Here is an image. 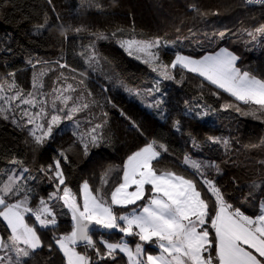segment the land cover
<instances>
[{"label":"trees","instance_id":"obj_1","mask_svg":"<svg viewBox=\"0 0 264 264\" xmlns=\"http://www.w3.org/2000/svg\"><path fill=\"white\" fill-rule=\"evenodd\" d=\"M99 3L103 5L102 9L88 7L83 0H52L51 5L47 0H0V84L6 89L0 92V97L12 96L15 90L28 96L34 89L36 72L43 67H49L43 87L50 92L58 82H65L61 81L64 76L61 78L58 74L59 69H63L73 82L75 93L85 97L93 113L88 116L92 117L90 119L83 117L86 112L78 113L80 122L83 126L87 120L95 123L97 117H103L102 113L106 112L104 133L109 141L100 148H91L85 156L73 135L75 131L65 120L59 127H54L52 137L34 151L29 134L31 125L25 127L26 118H21L26 105L17 100L10 106L0 100V107L8 109L0 114V187L9 174L19 171L11 161L22 160L28 169L22 175L27 179H19L18 184L31 190L28 192L32 197L31 206L37 205L40 197L47 200L48 194L56 189L49 179L51 174L46 175L41 169L51 164L59 152L66 151L68 161H62L66 183L79 198V188L84 180L97 185L107 168L121 165L132 151L156 140L168 149L162 153L159 167L191 176L192 170L183 164L185 155L217 163L221 169L219 173L214 169L206 171L224 193L225 201L247 215L258 214L264 196L259 191L250 196L249 189L253 181L259 183L264 179V165L260 163L264 161V144H261L264 118L256 119L231 108H222L225 102H240L187 70L170 69L176 79H162L143 63V54L133 52L129 55L120 42L159 38L160 60L165 64L170 63L177 52L200 57L220 47H228L240 56L238 67L264 77V37L251 45L247 35L248 31L264 23V6L246 4L245 0H99ZM192 5L208 15H199ZM45 15L49 26L38 29ZM76 28L81 31L74 32ZM65 29L68 39L62 35ZM219 32L226 33L223 39L216 35ZM97 33L108 38L94 39ZM93 52L98 67L88 66V55ZM137 55H141V59H137ZM181 76L183 82L177 83ZM156 81H159L160 92L148 96V90L156 87ZM9 83L15 85V90L8 88ZM201 83L205 84L203 90ZM214 91L221 93L219 98L211 94ZM136 92L143 94L147 104H142L139 96H132ZM161 96L163 112L148 107V101L153 104ZM197 105H209L210 115L199 119L186 114L188 108ZM241 107L251 110L252 106L241 104ZM4 115L8 118H3ZM177 119L181 121L180 132L173 127ZM209 136L227 140L228 147L208 141ZM192 178L197 180L198 187H202L198 176ZM50 204L55 206L57 225L37 227L45 247L36 250L38 254L29 258V264H66L58 246L49 250L46 245L54 243V236L70 231L71 213L62 201H50ZM132 207L114 210L123 213ZM25 218L30 224L35 220L34 217ZM9 231L6 222L0 218L1 236H6ZM90 231L96 241L126 240L132 246L139 242L134 236L125 237L118 231H105L98 226H93ZM77 248L92 255V250H86L84 244ZM144 250L146 253L158 251L155 245L149 244H145ZM0 254L5 255L3 251ZM98 264H127V259L117 251L115 261H99Z\"/></svg>","mask_w":264,"mask_h":264},{"label":"snow or ice","instance_id":"obj_2","mask_svg":"<svg viewBox=\"0 0 264 264\" xmlns=\"http://www.w3.org/2000/svg\"><path fill=\"white\" fill-rule=\"evenodd\" d=\"M47 3L51 5L52 0H47ZM83 3L88 7L103 8L99 0H83ZM245 3L264 5V0H245ZM192 8L201 16L208 15L207 12H200L196 5H192ZM57 21L59 22L58 15ZM48 26V18L45 15L43 23L37 27L47 29ZM73 31L78 33L81 29L76 28ZM258 34L259 37H264V23L247 32L251 41H257ZM62 35L68 39L67 29ZM111 35L114 36L115 33ZM216 35L223 39L226 33L219 32ZM107 38L102 33L94 34V39ZM120 44L129 55H133V49L143 54V63L148 64L162 79H176L170 69L179 67L180 70H187L203 78L208 85L229 94L236 102H240H225L221 105L222 108H231L244 116L256 119L264 118V77H258L251 71L238 67L240 56L228 47H220L219 50L200 57L177 52L175 58L165 64L160 60L159 38L150 41L128 40ZM136 58L141 59V55ZM87 63L89 67H98L94 52L88 55ZM183 79L181 76L176 82L182 83ZM204 87L205 84L201 83L200 88L203 90ZM8 88L15 90V85L9 83ZM5 90V85L0 84V92ZM68 90L76 91L72 84H67L66 88H53L50 108L47 100L38 101L31 94L25 97L19 90H15L12 96L0 97V100L10 106L12 101L17 100L31 108L39 106L38 111L34 113L29 110H23L21 113V118H26L24 126H33L29 129V134L33 139L34 151L42 147L46 139L52 137L54 127H59L65 120L73 122L77 130L81 129L77 113L89 109L90 105L84 97L64 95ZM157 92H160L159 81H156L155 88L148 90L147 95L154 96ZM134 94L140 96L139 92ZM211 94L217 98L221 95L219 91ZM163 102L161 96L148 107H156L163 112L160 108ZM241 104L252 106L251 110H245ZM209 109V105H197L195 108H188L186 114L203 119L210 115ZM7 111L8 109L0 107V114ZM102 115L106 117L107 113ZM3 118L7 119L8 116L4 115ZM13 123L16 121L13 120ZM106 123V120L101 123L87 120L84 130L73 132L85 156L91 148L108 144L104 133ZM173 127L180 132L181 121L175 120ZM207 140L216 144L223 143L226 148L229 144L220 137L209 136ZM193 143L195 144V141ZM261 144H264V141H261ZM167 151V147L156 140L146 143L128 154L121 165L107 168L99 177L97 185L84 180L79 188V198L66 183L62 161L67 162L68 155L66 151H61L51 164L41 169L46 175L51 174L49 179L54 183L56 190L48 194L47 200L40 197L35 206H31L32 197L28 194L31 190L18 184L19 179H27L22 175L28 171L24 167V161H11L19 171L9 174L6 182L0 187V218L6 222V229L10 230L6 236H0V251L5 253L0 256V264H29V258L38 254L36 250L45 247L37 233V227L57 225L55 206L50 204V201H62L63 206L71 213L73 223L70 231L54 236V243L46 245L49 250L58 246L66 264L115 261L117 251L126 255L128 264H264V200L260 202L258 214H245L239 207L225 201L220 187L214 179L208 177L206 170L214 169L219 173V164L185 155L183 164L192 170L191 176H185L172 168L159 167L162 153ZM260 163L264 165V161ZM192 176L199 177L202 187H198L197 180ZM256 191L264 196V179L259 183L252 182L249 195ZM129 206L134 207L127 212L118 213L114 210L128 209ZM26 216H29V219L34 217V222L30 224ZM93 226L108 231L118 230L125 237L138 238L139 242H136L133 248L126 240L114 243L93 240L90 231ZM81 242L86 250H92V255L87 251H77ZM145 244L155 245L158 249L156 254L146 253Z\"/></svg>","mask_w":264,"mask_h":264},{"label":"rangeland","instance_id":"obj_3","mask_svg":"<svg viewBox=\"0 0 264 264\" xmlns=\"http://www.w3.org/2000/svg\"><path fill=\"white\" fill-rule=\"evenodd\" d=\"M253 31V30H252ZM261 39H262V37H259V34H258V40L257 41H251V37H249V44H251V45H253V44H257L259 41H261ZM136 41H141V40H136ZM133 52H135V50L133 49ZM135 53H137V52H135ZM138 54H140V53H138ZM49 71V67H43L42 69H40L38 72H36V79H35V85H34V89L31 91V95H33V96H35V98L38 100V101H42V100H47L48 101V107L50 108V106H51V99H52V91H50V92H48V91H45L44 90V76L46 75V73ZM59 76L62 78L63 76V78H64V80H62L61 78V81H65L64 83H60V82H58L57 83V86L55 87L56 89H61V88H66V86H67V84H72L73 85V82L71 81V80H69V78H68V74L63 70V69H59ZM42 85V86H41ZM74 87V86H73ZM153 89V88H152ZM64 95H72L74 98H76V97H78V96H80V97H83V96H81V95H77L75 92H72L71 90H68V91H65L64 92ZM132 96H134L135 98H136V96L137 95H132ZM143 96V94H140V99H138L142 104H147L146 103V101L145 100H143L144 99V97H142ZM149 96V95H148ZM25 97H27V96H25ZM85 98V97H84ZM78 103L80 102V101H77ZM86 102H88L87 100H86ZM58 103V106H59V102H57ZM89 103V102H88ZM151 103V101H148V104H150ZM69 105L71 106V102H69ZM38 107L39 106H37V107H35V108H31L29 105H26V110H29L30 112H36V111H38ZM86 112V114L85 115H83V117L85 118V119H90V118H92V117H88V116H91L93 113L91 112V110H90V108L89 109H87V110H85V111H83V112H81V113H85ZM78 114V113H77ZM83 117H81L82 118V120H84L83 119ZM102 121H104V116L103 117H97V119L95 120V123H101ZM66 124L68 125V126H70L71 127V129L73 130V131H82V130H84V126L82 125V123H81V129H79V130H77L76 128H75V125L73 124V122H71V121H67L66 122ZM33 126L31 125V128H32ZM23 174V173H22Z\"/></svg>","mask_w":264,"mask_h":264},{"label":"crops","instance_id":"obj_4","mask_svg":"<svg viewBox=\"0 0 264 264\" xmlns=\"http://www.w3.org/2000/svg\"><path fill=\"white\" fill-rule=\"evenodd\" d=\"M219 50V49H218ZM210 53V52H209ZM206 54H208V53H206ZM206 54H204V55H206ZM0 236H1V234H0ZM109 242H112V241H109ZM114 243V242H113ZM80 244H83L82 242L80 243ZM79 244V245H80ZM130 245V244H129ZM23 246V245H22ZM130 246H132V245H130ZM133 248H134V246H132ZM77 251H80L78 248H77ZM1 252V251H0ZM81 252V251H80ZM152 254H156V253H152ZM125 255V254H124ZM0 256H3V255H1L0 254ZM125 257H126V255H125ZM126 259H127V257H126ZM127 264H128V262H127Z\"/></svg>","mask_w":264,"mask_h":264},{"label":"water","instance_id":"obj_5","mask_svg":"<svg viewBox=\"0 0 264 264\" xmlns=\"http://www.w3.org/2000/svg\"><path fill=\"white\" fill-rule=\"evenodd\" d=\"M105 231H108V230H105ZM115 231H118V230H111V232H115ZM119 232V231H118Z\"/></svg>","mask_w":264,"mask_h":264},{"label":"built area","instance_id":"obj_6","mask_svg":"<svg viewBox=\"0 0 264 264\" xmlns=\"http://www.w3.org/2000/svg\"><path fill=\"white\" fill-rule=\"evenodd\" d=\"M258 5H260V4H258ZM264 6V5H263Z\"/></svg>","mask_w":264,"mask_h":264}]
</instances>
